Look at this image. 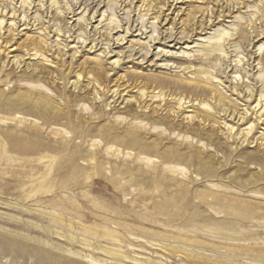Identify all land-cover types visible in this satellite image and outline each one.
<instances>
[{
    "label": "rangeland",
    "instance_id": "374dc122",
    "mask_svg": "<svg viewBox=\"0 0 264 264\" xmlns=\"http://www.w3.org/2000/svg\"><path fill=\"white\" fill-rule=\"evenodd\" d=\"M263 107L264 0H0V264H264Z\"/></svg>",
    "mask_w": 264,
    "mask_h": 264
},
{
    "label": "bare ground",
    "instance_id": "6f19581e",
    "mask_svg": "<svg viewBox=\"0 0 264 264\" xmlns=\"http://www.w3.org/2000/svg\"><path fill=\"white\" fill-rule=\"evenodd\" d=\"M26 23V22H25ZM131 29V28H130ZM139 30V29H138ZM145 30V29H144ZM263 105V104H262ZM264 108V107H263ZM262 110V109H261Z\"/></svg>",
    "mask_w": 264,
    "mask_h": 264
}]
</instances>
